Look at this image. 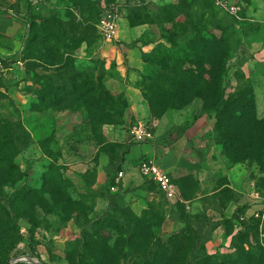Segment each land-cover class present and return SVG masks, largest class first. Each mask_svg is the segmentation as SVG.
<instances>
[{
  "label": "rangeland",
  "instance_id": "obj_1",
  "mask_svg": "<svg viewBox=\"0 0 264 264\" xmlns=\"http://www.w3.org/2000/svg\"><path fill=\"white\" fill-rule=\"evenodd\" d=\"M116 1L0 0V38L17 36L26 21L31 38L10 55V69H0V138L19 140L20 148L17 167L0 162V264H238L243 255H264V145L256 139L249 151L224 136L225 125L232 130L240 123L230 117L238 107L223 112L196 98L160 115L152 108L159 104L145 96L158 101V78L178 59L188 77L204 74L214 87L215 67L199 64L193 45L197 32L202 39L224 38L222 94L249 107L243 121L256 123L263 142L250 76H264V52L256 49L264 45V0H230L228 9L216 0H128L134 5L125 29L138 28L139 35L112 46L98 22ZM130 50L142 64L134 112L127 93L135 71ZM181 110L184 129L201 116L210 120L209 132L193 142L209 166L208 179L170 176L177 195L160 194L139 211L94 188L103 159L113 175L129 149L112 138L113 128L130 124V131L136 122L152 124ZM209 192L215 193L201 197Z\"/></svg>",
  "mask_w": 264,
  "mask_h": 264
},
{
  "label": "crops",
  "instance_id": "obj_2",
  "mask_svg": "<svg viewBox=\"0 0 264 264\" xmlns=\"http://www.w3.org/2000/svg\"><path fill=\"white\" fill-rule=\"evenodd\" d=\"M116 2L114 4H116ZM133 5L134 4L130 2L124 9V15L117 37L111 41L106 40L107 44L116 46L121 40L127 41V38L131 39L139 35L140 30H138V28H132L129 29V31L125 29L128 11ZM19 29L21 30L18 35L12 39L0 38V57L10 56L20 51L24 40L25 27L22 28L21 25L15 30L16 33ZM120 45L124 46V43ZM263 47V42H261V44L256 43V49L258 51L264 52ZM130 55L132 57V66L135 67V71L130 74L132 82L127 89V93L131 111L134 112L138 108L137 100L140 96V90L135 86V81H137L139 77L138 69L142 68V64L136 51L130 50ZM250 77H252V79L256 77L254 83L257 87V111L261 115L260 117L264 118V76L263 74L260 75V73H256V76H254L253 73ZM183 111L184 110L173 111L160 119L152 121L150 125L152 126L155 138L146 142L138 143L131 139L128 131L130 124L124 129L113 128L112 138L129 146L122 166L124 177L117 179L119 173L115 174L112 186L115 187V189L113 190L111 187V192L117 194L121 202L125 204L129 202L134 209L139 211L146 208L148 202L151 201L152 198L164 194L160 191V187L156 182L153 184H146V180L152 179L141 173L139 169L141 160H155L169 176L180 177L184 172H192L195 175H199L201 180L208 179L207 174L209 166L206 164V161L202 160L200 155H198L193 142L196 144L199 143L202 137L209 132L210 120L205 116H201L197 120H194L189 127L184 129L181 126L185 121L181 114ZM178 132L180 133L178 134ZM198 145V147H202L201 144ZM107 166L108 163L104 159L98 165L96 183L94 185L95 189L106 186L108 182ZM89 167L90 165L88 163L87 169ZM213 193L215 192H209L204 195L201 194V197ZM229 211L230 214L234 212L233 205H231Z\"/></svg>",
  "mask_w": 264,
  "mask_h": 264
},
{
  "label": "trees",
  "instance_id": "obj_3",
  "mask_svg": "<svg viewBox=\"0 0 264 264\" xmlns=\"http://www.w3.org/2000/svg\"><path fill=\"white\" fill-rule=\"evenodd\" d=\"M30 40V34H28L26 47L29 45ZM193 46L196 47L202 57L200 59H197V62L199 64H204V62L207 63L208 61L210 64H212L213 67H215V70L212 72V75L216 78L215 86L212 88L209 87V80L205 77L204 74H196L197 78L194 76L188 77L187 73L191 72L183 68L185 65L184 60L178 59L175 62V66H171L172 68L170 69H172V72L170 74H166L158 78L156 88L154 89L156 93H160L158 101H156L153 97L150 98L148 95H145L147 99H149L150 104H159L158 106L152 108L161 115L162 113L168 112L170 110L185 107L196 98H203L206 104H216L217 107L223 108V112L230 107L235 108V106H237L238 108L236 109V112H233L230 117H232V119L237 122L240 121V123L236 125L233 124L232 130H230V127L228 125H225L226 131L224 132V136L230 138L232 143H239L240 145H244L246 150L249 151L252 147H254V142L256 139L261 143V145H264V141L262 142L259 135H257L258 128L256 126V123L252 121L245 123L243 121H248V116L246 115H249L250 113L249 107L245 106V103L240 100L227 101L222 94V77L223 73H225V66L229 58V47L227 42H225V39H217L216 41L215 39H202L200 32H197V39H195ZM164 104L173 105L165 106ZM224 104H226L227 106L225 107ZM255 104L257 107L256 100ZM0 125V132L2 133L4 127L1 123ZM18 142L19 140L16 139H10L9 141H6L3 138H0L1 163L12 162L16 166L15 160L13 159H15L20 153ZM123 163L118 167V171H116V173H114L113 175H110L111 172L107 170L108 182L105 187L100 188L101 191H104L107 194L112 193L111 187L113 186L114 176L115 174H118L119 171L123 170ZM148 183L153 184L155 183V181H153V179L146 180V184ZM21 190H23V188H21ZM94 236L97 237L98 234H94ZM133 239L134 237L131 240ZM151 253L152 251L145 254L134 253L133 260L138 261L140 259H143L144 257H147ZM243 256L240 257L238 264H263V254H261L259 257H255L254 254L250 256ZM149 262L150 261H147L145 264H148ZM230 263L234 264V261H231ZM210 264L224 263L217 262L213 259Z\"/></svg>",
  "mask_w": 264,
  "mask_h": 264
},
{
  "label": "built area",
  "instance_id": "obj_4",
  "mask_svg": "<svg viewBox=\"0 0 264 264\" xmlns=\"http://www.w3.org/2000/svg\"><path fill=\"white\" fill-rule=\"evenodd\" d=\"M30 2L37 4L43 0H29ZM217 4L220 6L228 9L230 4V0H216ZM128 0H118L116 4H114L108 12H106L98 22V29L101 36L108 41L114 40L117 37L118 31L120 29L122 19H123V11L129 5ZM240 9V7L236 8L235 11ZM5 16L16 18V19H23L19 14H16L13 10H5ZM234 9L230 12L232 14H237ZM27 28V29H26ZM30 24L26 21L25 26V34L23 44L21 46L20 51L24 50L26 47V40L28 38L27 33L29 31ZM28 30V31H27ZM11 57L5 56L0 57V69L1 70H9ZM8 65V66H7ZM129 134L131 139L134 142H146L148 140H152L155 138L152 126L149 122H136L133 126L130 127ZM139 169L141 173L145 176L151 177L160 187V190L165 194L166 197L172 198L177 195V186L172 181L169 174L164 171L160 165L152 159H145L141 160L139 163ZM124 177L123 171H120L117 179H121ZM114 190L115 187H112Z\"/></svg>",
  "mask_w": 264,
  "mask_h": 264
}]
</instances>
